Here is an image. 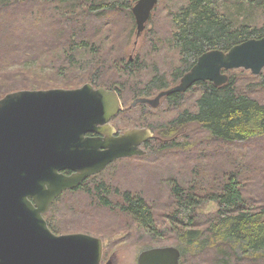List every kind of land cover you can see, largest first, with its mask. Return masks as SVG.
I'll list each match as a JSON object with an SVG mask.
<instances>
[{
  "label": "trees",
  "instance_id": "obj_1",
  "mask_svg": "<svg viewBox=\"0 0 264 264\" xmlns=\"http://www.w3.org/2000/svg\"><path fill=\"white\" fill-rule=\"evenodd\" d=\"M37 1L49 4L56 1L62 4V10L69 8L63 12L65 37L55 42L60 34L53 31L48 41L27 38L35 30L29 24L36 26L37 23L31 16L23 15L16 28L26 34L25 38L0 53V99L16 90L71 89L91 83L95 87L117 90L127 108L137 98H154L161 91L179 84L180 79L192 69L203 53L212 49L228 52L233 46L250 38L264 37V0L245 1L248 6H256L261 10L260 23H252L251 20L236 23L221 8L222 0H187L178 10L170 12L175 25L172 37L180 54L178 65L173 68L170 76L156 67V72L144 85L135 86L127 83V75L137 62L126 55L119 59L116 57L119 54L116 39L118 31L127 29L131 21L138 38L137 23L132 12L133 0H102L89 8H80L79 11L72 9L73 4L69 0H15L13 4L12 0H0V12L5 13L12 8L23 12ZM122 9L126 11L122 12ZM62 22L55 21L54 24ZM149 28L152 29L151 25ZM150 29L145 31L152 36ZM113 30L116 33L109 34ZM83 54H86V59ZM249 71L255 76L245 68L224 69L223 72L229 78L222 85L200 80L187 91H177L162 97L156 107L141 102L136 107L122 110L113 120L120 118L125 125L152 129L161 139L149 140L144 146L148 147L153 141L159 142L161 145L157 151L180 144L178 135L192 124L207 130L213 139L226 143L261 137L264 135V102L251 94V91L258 90L255 89L256 84L252 85L254 89L247 86L240 88L241 82L244 79L246 81L244 73L250 78ZM126 94L133 95L130 103ZM189 95H195L194 107L182 109ZM163 103L176 110L177 115L167 123L151 122V113L159 110ZM135 112L136 116H131ZM120 159L100 173L88 177L78 187L65 190L54 200L44 214L53 232H70L68 230L72 228L57 220L64 196L91 185V192L101 206L121 210L153 236L159 234L156 213L143 195L121 190L100 179L99 175ZM238 175L237 172H231L216 188L201 194L195 188L184 187L179 183L172 186L173 201L169 203L167 217L174 225L177 247L182 252L180 264L189 256L222 246L226 249L221 250L222 256H218V263L221 258H230L232 254L237 256L238 252L247 258L260 256L264 260V203L252 204V201L246 199ZM112 193L120 195L121 200L110 198ZM210 203L218 205L217 211L201 212ZM82 228L87 233L93 232L91 228ZM98 236L103 235L99 233ZM108 253L105 244L104 258Z\"/></svg>",
  "mask_w": 264,
  "mask_h": 264
},
{
  "label": "water",
  "instance_id": "obj_2",
  "mask_svg": "<svg viewBox=\"0 0 264 264\" xmlns=\"http://www.w3.org/2000/svg\"><path fill=\"white\" fill-rule=\"evenodd\" d=\"M158 1L134 3L138 37ZM237 68L262 73L264 37L250 38L228 52L203 53L179 84L154 98H137L127 108L141 102L156 107L162 97L187 91L200 80L222 85L229 78L223 70ZM127 108L117 90L91 83L71 89L16 90L0 99V264H102L101 237L57 234L44 214L65 190L78 187L117 159L147 154L143 145L161 139L149 127L117 134L112 120ZM181 257L177 246H157L143 249L137 262L180 264Z\"/></svg>",
  "mask_w": 264,
  "mask_h": 264
},
{
  "label": "rangeland",
  "instance_id": "obj_3",
  "mask_svg": "<svg viewBox=\"0 0 264 264\" xmlns=\"http://www.w3.org/2000/svg\"><path fill=\"white\" fill-rule=\"evenodd\" d=\"M12 1L13 4L15 0ZM69 1L73 4L72 9L79 11L80 8H89L102 0ZM245 1L222 0L221 8L236 23L242 20L260 23L261 10L256 6H248ZM135 2L136 0H133V4ZM186 2L187 0H159L160 4L158 3V8L146 26L147 31L151 25L152 36L144 31L137 38L132 21L127 29L118 31L117 59L126 55L127 58L137 62L127 75V83L135 86L144 85L154 75L156 67L168 76L171 75L173 68L179 63L180 54L172 37L175 25L170 12L178 10ZM62 7V4L56 1L53 4L37 1L23 12L15 8L5 13L0 12V53L25 38L26 34L19 32L16 28L23 15L31 16V19L37 23L36 26L29 24L30 28L35 30L26 36L27 38L34 37L48 41L50 33L55 31L60 34L55 42L63 40L66 34L65 25L62 22L64 21L63 12L69 8L62 10ZM96 11L99 10L96 8ZM55 21L62 24H54ZM114 33L116 32L113 30L109 34ZM86 57V54H83V58L86 59ZM34 64L37 65V63ZM249 74L250 78L244 73L246 81L244 79L241 82L240 88L246 86L249 88L256 84L255 89L258 90L251 91V94L264 102V69L258 76L252 75L250 71ZM132 97L133 95L126 94L129 103ZM195 99V95H189L182 109H193ZM136 113H131V116L135 117ZM177 113L163 103L159 110H153L150 121L158 124L167 123ZM122 120L118 118L112 121L119 132L133 127L125 125ZM178 136L180 144L177 146L157 151L161 144L153 141L148 147L143 145L147 150V154L142 155L143 157L120 159L99 175L101 180H106L112 186L119 187L121 190H130L145 197L156 213L159 231L157 236H153L137 224L129 214L101 206L91 192V185L64 196L59 206L57 220L72 228L68 230L70 232L60 234L87 233L82 227L91 228L92 235L98 236L100 233L103 236L98 237L105 238L104 243L107 244L109 253L102 264H106L108 260L111 264H138V255L144 248L177 246L174 225L167 217L169 203L173 201L172 186L175 183L195 188L194 190L201 194L216 188L231 172H237L242 181L246 199L252 201V204L264 203V135L248 141L226 143L213 139L207 130L192 124ZM110 198L121 200L120 195L116 193H112ZM217 208L218 205L210 203L204 209L202 208L201 212L215 213ZM222 249L226 248L222 246V248L207 249L196 256L185 258L182 264H264L260 256L247 258L238 251L237 256L232 254L230 258L224 260L221 258L218 263V256H222Z\"/></svg>",
  "mask_w": 264,
  "mask_h": 264
},
{
  "label": "flooded vegetation",
  "instance_id": "obj_4",
  "mask_svg": "<svg viewBox=\"0 0 264 264\" xmlns=\"http://www.w3.org/2000/svg\"><path fill=\"white\" fill-rule=\"evenodd\" d=\"M112 124H113V122H112ZM116 129H117V127H116ZM117 131H118V129H117ZM118 133H120L119 131L117 132V134ZM87 135H96V133H88ZM71 172H68V174H70Z\"/></svg>",
  "mask_w": 264,
  "mask_h": 264
},
{
  "label": "bare ground",
  "instance_id": "obj_5",
  "mask_svg": "<svg viewBox=\"0 0 264 264\" xmlns=\"http://www.w3.org/2000/svg\"><path fill=\"white\" fill-rule=\"evenodd\" d=\"M181 80V79H180ZM180 82V81H179ZM144 103V102H143Z\"/></svg>",
  "mask_w": 264,
  "mask_h": 264
}]
</instances>
